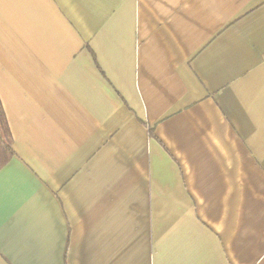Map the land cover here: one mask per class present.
I'll list each match as a JSON object with an SVG mask.
<instances>
[{
    "label": "crops",
    "instance_id": "obj_1",
    "mask_svg": "<svg viewBox=\"0 0 264 264\" xmlns=\"http://www.w3.org/2000/svg\"><path fill=\"white\" fill-rule=\"evenodd\" d=\"M0 264H264V0H0Z\"/></svg>",
    "mask_w": 264,
    "mask_h": 264
},
{
    "label": "trees",
    "instance_id": "obj_2",
    "mask_svg": "<svg viewBox=\"0 0 264 264\" xmlns=\"http://www.w3.org/2000/svg\"><path fill=\"white\" fill-rule=\"evenodd\" d=\"M13 153L12 136L0 101V168L10 160Z\"/></svg>",
    "mask_w": 264,
    "mask_h": 264
}]
</instances>
